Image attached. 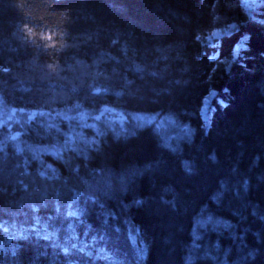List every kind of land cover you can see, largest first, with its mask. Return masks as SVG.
<instances>
[{"label": "trees", "instance_id": "obj_1", "mask_svg": "<svg viewBox=\"0 0 264 264\" xmlns=\"http://www.w3.org/2000/svg\"><path fill=\"white\" fill-rule=\"evenodd\" d=\"M0 100L38 116L0 148V264H264V25L240 0H0Z\"/></svg>", "mask_w": 264, "mask_h": 264}, {"label": "rangeland", "instance_id": "obj_2", "mask_svg": "<svg viewBox=\"0 0 264 264\" xmlns=\"http://www.w3.org/2000/svg\"><path fill=\"white\" fill-rule=\"evenodd\" d=\"M240 5L246 15L247 23L251 22L256 25H264V6H259V5L246 6L243 4L242 0H240ZM241 25L242 24L240 23L234 22L227 25L224 28L215 29L206 37V40L214 44L222 37L240 31ZM214 33L217 34L214 35ZM247 40H248L247 34H244L242 38L239 40V42H237V44L235 45L231 59L226 62L221 61V64L224 63L227 71L231 68L234 61H236L239 58V55L244 51V48L247 45ZM242 41L244 42V47L238 48V46L241 44ZM211 93L214 94L212 101L210 102V104H207L205 98L201 109V117L204 120L205 124H208V122L211 119L212 105L217 97V93L215 91ZM37 117L38 116L34 111L27 115H19L13 109H8V108L4 109L2 106H0V148L3 149L9 144H12L14 141H16L19 138L20 134L22 133V129L24 128V125L34 121L35 119H37ZM143 121L146 123L151 120L147 118V119H143ZM158 122L159 120H154L152 123L157 124ZM158 125L160 124L158 123Z\"/></svg>", "mask_w": 264, "mask_h": 264}, {"label": "clouds", "instance_id": "obj_3", "mask_svg": "<svg viewBox=\"0 0 264 264\" xmlns=\"http://www.w3.org/2000/svg\"><path fill=\"white\" fill-rule=\"evenodd\" d=\"M25 35L28 38L29 41L35 42L37 36L39 37V40L43 42L44 47L46 50H55L59 51L61 47H63L64 41H63V33H60L55 30H47V31H41L37 33L35 29L25 26L24 29ZM49 67L55 71L56 66L55 64L49 65Z\"/></svg>", "mask_w": 264, "mask_h": 264}, {"label": "snow or ice", "instance_id": "obj_4", "mask_svg": "<svg viewBox=\"0 0 264 264\" xmlns=\"http://www.w3.org/2000/svg\"><path fill=\"white\" fill-rule=\"evenodd\" d=\"M243 4L248 6V5H259V6H264V0H242ZM217 33H214V35H216ZM244 47V42L242 41L241 44L238 46V48H242ZM79 215V210L75 209V208H69V210L67 211V216L72 218V217H76ZM118 230V229H117ZM64 251L67 253L69 251L68 248H65Z\"/></svg>", "mask_w": 264, "mask_h": 264}, {"label": "bare ground", "instance_id": "obj_5", "mask_svg": "<svg viewBox=\"0 0 264 264\" xmlns=\"http://www.w3.org/2000/svg\"><path fill=\"white\" fill-rule=\"evenodd\" d=\"M252 7V6H251ZM213 92V91H211ZM209 93L207 96H206V103L207 104H210V102L212 101L213 97H214V94L213 93Z\"/></svg>", "mask_w": 264, "mask_h": 264}]
</instances>
